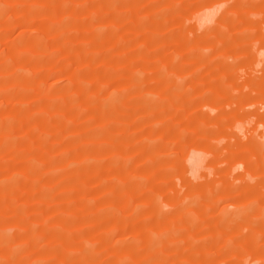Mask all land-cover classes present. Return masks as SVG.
I'll return each instance as SVG.
<instances>
[{"label":"rangeland","instance_id":"374dc122","mask_svg":"<svg viewBox=\"0 0 264 264\" xmlns=\"http://www.w3.org/2000/svg\"><path fill=\"white\" fill-rule=\"evenodd\" d=\"M0 126V264H264V0H0Z\"/></svg>","mask_w":264,"mask_h":264},{"label":"bare ground","instance_id":"6f19581e","mask_svg":"<svg viewBox=\"0 0 264 264\" xmlns=\"http://www.w3.org/2000/svg\"><path fill=\"white\" fill-rule=\"evenodd\" d=\"M29 12H30V11H29ZM29 14H30V13H29ZM24 16H25V14H24ZM45 23H46V22H45ZM46 24H47V23H46ZM42 25H43V24H42ZM50 25H51V24H50ZM54 25H55V24H54ZM54 25H52V26H54ZM52 26H51V27H52ZM55 26H56V25H55ZM56 28H57V27H56ZM57 29H58V28H57ZM54 30H56V29H54ZM35 40L38 41L39 38H37V39H35ZM35 42H36V41H35ZM84 94H85V93H84ZM67 95H68V94H67ZM69 95H70V93H69ZM72 96H73V95H72ZM84 96H85V95H84ZM87 97H88V96H87ZM82 98H83V97H82ZM89 98H90V97H88V100H89ZM88 100H87V98H86V101H88ZM88 102H89V101H88ZM53 106H54V105H53ZM59 106H61V105H59ZM62 106H65V105H62ZM41 116H42V115H41ZM41 119H42V118H41ZM5 126H6V125H5ZM2 127H4V126L2 125ZM0 128H1V126H0ZM2 129H3V128H2ZM38 138H39V137H38ZM9 146H10V145H9ZM16 150H17V149H16ZM7 151H8V150H7ZM17 151H18V150H17ZM8 152H9V151H8ZM41 155H45V153H44V154H41ZM13 156H14V155H13ZM13 156H12V157H13ZM45 156H47V153H46ZM45 156H44V157H45ZM3 158H4V157H3ZM6 158H7V157H6ZM10 159H12V158H10ZM61 160H63V159H61ZM61 160H60V161H61ZM63 162H64V161H63ZM33 164H34V163H33ZM36 166H37V165H36ZM29 167H30V166H29ZM32 167H33V170H35L34 166H31V169H32ZM36 170H37V169H36ZM39 191H40V190H39ZM42 191H43V190H42ZM35 193H36V192H35ZM41 193H42V192H41ZM44 194H45V193H44ZM46 194H47V193H46ZM47 195H48V194H47ZM42 196H43V195H42ZM3 205H4V204H3ZM22 206H23V205H22ZM4 207H5V206H4ZM4 207H3V208H4ZM65 218H67V217H65ZM21 220H22V219H20V221H21ZM24 221H25V220H24ZM69 221H70V220H69ZM69 221H68V222H69ZM71 222H72V221H71ZM2 232H3L4 234H3ZM0 233H1V234H0V238H5V230H4V231L1 230ZM31 235H33V234H31ZM8 236H9V234H8ZM33 236H34V235H33ZM7 239H8V237H7ZM9 239H10V238H9ZM9 250H11V249H9ZM12 251H13V250H11L10 253H12Z\"/></svg>","mask_w":264,"mask_h":264}]
</instances>
